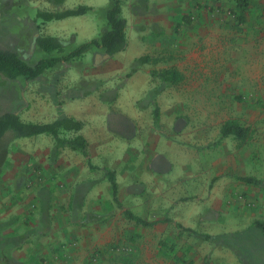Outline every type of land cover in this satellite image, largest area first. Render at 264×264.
Returning <instances> with one entry per match:
<instances>
[{
  "label": "rangeland",
  "instance_id": "rangeland-1",
  "mask_svg": "<svg viewBox=\"0 0 264 264\" xmlns=\"http://www.w3.org/2000/svg\"><path fill=\"white\" fill-rule=\"evenodd\" d=\"M201 5L202 1L190 0L187 10L175 9L173 20H168L176 24V32L182 30V40L174 41L173 47L168 46L163 57H152L167 58L164 64L179 73V79L174 83L163 84L160 78H153L151 89L138 101V106L139 102H152L149 104L151 109L158 106L156 123L154 111L150 109L140 112L144 117L141 124L137 122L129 128L111 124L110 118L101 122V129L95 128L94 124L85 126L90 141L87 158L67 146L55 147L53 137L47 134L36 140L31 136L12 139L11 133H5L1 143L7 146V153L0 172V200H5L9 194L4 186L6 182H11V193L16 192L17 196L24 192L28 195L32 188L33 200L22 211L18 207L16 211L15 202L5 209L0 208L8 215L6 220H17L8 223L0 220L2 236L17 234L34 225L39 230L44 209L49 208L52 218L67 212L72 198L68 188L75 182L74 176H78L76 173L80 169L85 172L80 174L81 180L77 177V182H87L98 188L97 195L89 196L87 205L89 212L96 213L99 232H102L99 259L90 261L92 264H176L179 253L189 260L188 252L205 251L212 243L179 235V228L183 226L175 221L149 227L142 225L120 210L122 202L139 212L127 209L140 218L180 217L188 214L190 208L177 209L179 204H197L198 215L188 217L192 220L191 225H195L197 232L212 236L245 232L255 221L264 222V185L240 179H264V0H248L244 8L236 7L234 0H215L205 14L198 12ZM4 9L0 6V25L5 23L12 31L19 29L17 17L36 13V9L18 3V0L2 16ZM101 19L104 21L95 19L99 24L96 37L107 28L105 15ZM192 28L195 32L189 33ZM128 34L131 38L130 31ZM76 38L72 33L64 39L62 52L51 55L66 53L85 42ZM102 51L91 50L92 54ZM48 56L40 51L34 58L25 60L35 62ZM93 61V57L84 55L60 63L47 70L42 79L33 82L0 76V115L12 111L21 120L32 122L31 107L35 97H39L41 103H57V110L64 107L71 110L74 101L64 94L73 90L77 93L90 91L83 95H89L87 98L75 101L77 104L98 98L108 105V109L115 107L120 99L119 96L116 100L118 91L124 89L128 80L126 73L136 61L129 64L125 73H112L104 80L87 76L100 68ZM116 77L118 83L114 80ZM112 82L116 85H111ZM164 89L166 91L162 92ZM111 97L113 99L105 100ZM174 100H179L178 105L171 103ZM130 101L127 97L121 98L126 114L131 113V108L127 109L129 106L125 105ZM79 107L76 111L81 110ZM227 123L244 128V136H222ZM98 131L101 133H96ZM75 133L69 132L65 136L73 138ZM35 147L49 150V155L36 160ZM68 165L74 179L70 183L64 175ZM104 170L115 174L117 202L112 200ZM35 173L38 174V191ZM216 183L222 188L218 200L212 201L210 186ZM158 204L161 208L164 204L172 205L170 210L161 212L155 206ZM251 240L254 244L252 237H245L240 242L243 246H252L253 252L264 258V252L259 253L250 244ZM8 243L3 251L19 258L21 246L10 249ZM25 257L24 264H51L45 253ZM220 258L225 260L222 254ZM195 261L191 258L188 263ZM212 261L209 255L207 261L202 259V264Z\"/></svg>",
  "mask_w": 264,
  "mask_h": 264
},
{
  "label": "crops",
  "instance_id": "crops-1",
  "mask_svg": "<svg viewBox=\"0 0 264 264\" xmlns=\"http://www.w3.org/2000/svg\"><path fill=\"white\" fill-rule=\"evenodd\" d=\"M56 1L57 0H18V3L23 2L27 6L36 9V13L32 15L26 14L22 15L21 17H17L16 19L19 22V29L17 28L14 31H12L11 28L8 29V26L5 23L1 24L0 48L13 50L18 53L21 58L24 59L34 58L37 52L42 51L36 43V39L39 36H52L64 41V39L68 38L72 33H75L77 36L76 39L86 41L95 38L98 35L96 33V30L99 24H97L95 19L97 17L100 21H104V19H101V17L102 15H105V10L109 6L110 0ZM199 1H202V5L199 7L198 12H202L204 14L208 13L209 6L213 5L215 2V0ZM189 2L190 0H121V13L122 16L126 19V47L124 48V50L113 55L109 54V56H106V52L103 51L93 52L92 54L90 50L85 53L86 58H88L89 56L93 57V64H98V66H100L98 72L90 73V75L87 76L95 80H104V77H107L109 74L114 73L113 75H118L119 73H125L128 70L129 64L136 61V59L142 55H147L149 58L144 63L138 64L137 70L130 75H127L130 70L126 73V76H128V80L124 85V89L118 91L119 93L118 96H116V100L119 98V96L120 99H118L117 105L115 107L108 109V105L102 102L100 99L99 101L98 98H95V101L93 102L87 101L85 99L84 102H79L77 104L75 101L80 99L84 100V98H87V96H89L87 95L83 97V93H80V95H75V97L69 99L70 101H74L71 105V110H67V108L65 107L61 109L65 115L82 123L80 130L75 134H81L84 136L87 142V148H89L90 146V141L87 136L88 133L85 129L87 127L85 126L89 124H94L95 128L96 126H99V129H101V122L106 118H110L111 124L113 125L116 124V121L120 123H127L128 127L135 125L137 122L138 125L141 124V120H143L144 117L142 114H140V112L150 111L151 108L149 104L152 102H139L138 106V101L142 100V97H144L151 89L152 79L155 77L160 78L158 75L160 71L170 69L164 64L167 58L152 57H163L164 51L168 46L173 47L174 41L176 42L177 40H182V30L180 29L179 32H176V29L174 28L176 24L171 23L168 19L173 20V15L175 16L176 14V8H178V10L181 12L183 11V9H188L187 6L189 5ZM14 3H16V0H10L6 3L5 1L0 0V6L5 8L2 16L6 15L7 12H5V10ZM79 5L89 6L92 8V10L81 15L67 16L60 19L51 20H44L38 15V12H61L67 9L75 8ZM128 31H130L131 38H129ZM191 32H195L194 28L189 31V33ZM190 37H193V35L190 34ZM132 39L134 40V42H132ZM132 48L135 49L133 50ZM42 77H40V79H42ZM114 80L116 81V83H118L117 81H119L117 77L114 78ZM161 82L163 84H166L162 80ZM111 85L116 84L115 82H112ZM165 91L166 89L162 90V92ZM91 95H93V93ZM121 96L127 97L131 100L129 103H125V105L129 106L127 109L131 108L130 114H126L123 112L124 109L122 108L124 106H122L121 104ZM64 97H67L66 92L64 94ZM34 99L36 101L32 104L31 107V109L33 110L31 121L33 123H49L58 118V114H56V111H54L56 109V105L54 103H41L39 101V97H35ZM178 101L179 100H174L171 103L176 106L178 105ZM77 106H80V111H76V109H78ZM104 107L106 108V110L104 109ZM157 107L158 106L154 105L151 110H154V108ZM52 111H54L55 115L52 114ZM96 133L99 134L101 132L98 131ZM43 134L47 133H42L31 137L37 138L36 140H39L40 136ZM36 147L34 152V155H36V160H38L40 157L42 158L43 155H49V150L44 151V149ZM71 151L74 152V150ZM84 156L86 158L88 157V155ZM67 167L68 170H65L64 172L66 181L70 183V180H74L76 178L75 182L70 184V187L68 188L72 191V198L69 201L68 211L63 212L58 217L54 216V218H52V216L50 217L49 214V208L47 210L44 209V220L42 218V224H40L39 230H36L34 225L32 228L29 227L17 233L25 234L27 236L18 246L15 247L17 248L21 246L19 248L20 250H18V253L20 255L19 258H15L16 260L20 261V264H24V259L26 258L25 255L34 253L47 254L49 261H51V264H92L90 261H97L99 259L98 246H100V242H102V240H99V236L102 234V232H99L100 225L99 221L95 217L96 213L89 212L90 209H88L87 206L89 196L91 197V195L93 194L97 195L98 188H96L92 184H87V182H77V177L81 180L80 174L84 173L85 169H80L76 173V175L78 176H74L73 179V174H71L72 169L69 168V165ZM33 175H36L35 184L36 191H38V174L35 173ZM104 179H106L105 175ZM4 186L6 188V191H9V194L6 196L5 200H0V208L2 207L5 209L15 202L14 204L16 206V211H18V208L19 211H22V209L24 210V207H26L33 200L31 198L33 195L31 192L32 188H30V193L28 195H26V192H24L23 194H21V197V195L17 196L18 193L16 192L14 194L11 193V182H6ZM44 188L46 187H43L42 189ZM210 188L212 201H217L219 197L218 192L221 190L222 186L219 183H216L210 186ZM117 195L119 197V190ZM111 196L113 198L112 200L114 202H117L115 198L116 194L113 195L111 192ZM171 205L172 204H164L163 208H161L159 204L155 206L160 209L161 212H166L168 208L170 210ZM120 207V210L124 211V213L128 210L137 212L129 205L123 204V202L122 206ZM182 207H189L190 212L188 214H184L183 216L174 218L170 217L169 215H164L159 218H142L146 221L152 222V224L150 225H155L157 223H170L174 221L181 223L183 228H179L180 230L178 231V234L190 238L195 237L189 235L183 229L191 228L197 231L195 225H191L192 220L188 217L192 218V215H198V206L197 204H193V206H189L188 204H179L177 209ZM2 210L3 209H0V220H4L6 223L10 220L5 219L8 217V215ZM95 211H97L96 208ZM165 218H169L170 221H165ZM12 221L16 222L17 220L13 218L10 222ZM150 225L145 226L149 227ZM203 242L207 243L208 241L204 240ZM207 248L208 249L205 251H201L198 249L197 252H193L192 250L188 252L190 253L191 258H194L196 260L195 263H188L191 258L189 260H185V258H183L182 252L179 253L177 256L178 260L176 261V264H202V259L207 261L209 255L211 257V260H214L211 262V264H242L231 250L224 248L223 246H218L217 244L211 243L207 246ZM220 254H222V256L225 258L224 261L221 260ZM117 263L119 264V262Z\"/></svg>",
  "mask_w": 264,
  "mask_h": 264
},
{
  "label": "trees",
  "instance_id": "trees-1",
  "mask_svg": "<svg viewBox=\"0 0 264 264\" xmlns=\"http://www.w3.org/2000/svg\"><path fill=\"white\" fill-rule=\"evenodd\" d=\"M63 0H57L61 2ZM236 7L244 8L248 5V0H234ZM89 6L79 5L75 8L67 9L64 11L56 12H38V15L44 20L60 19L67 16H75L85 14L91 11ZM105 22L107 28L100 33L98 37L87 40L76 47L70 49L63 54L51 55L54 52H62L65 42L57 37L52 36H39L36 39L38 47L48 53V57H43L35 62H30L21 58L18 53L13 50L0 48V76H4L11 80L18 78L23 79L25 82H33L40 79L47 70L56 67L60 63L69 62L75 58H81L88 51L93 48L103 50L110 55L124 50L126 47V19L121 13V0H110L108 8L105 10ZM148 56H140L136 59V64L130 69L127 75H130L137 70V65L144 63L148 60ZM160 79L164 83H174L179 79V73L175 69L162 70L158 73ZM90 93V91L83 92V95ZM75 95H80L77 91H69L66 93L67 97L73 98ZM105 98V100H111ZM58 104L56 103V107ZM154 121L158 118V108H154ZM82 123L71 117L65 115L58 109V118L49 123H33L23 121L15 112H5L0 115V172L1 166L6 160L7 146H4L2 138L5 133H11L12 139L19 137H30L42 133L51 135L55 142V147L67 146L71 150L79 151L83 155H87V142L83 135L77 134L73 138H67L65 135L69 132H77L80 130ZM245 129L236 124H225L221 132L222 136L234 135L237 138L244 136ZM104 175L110 184L112 194L115 195L117 191V184L115 174L111 170H105ZM247 183L254 185H264V179L254 177L241 178ZM126 215L143 225H150L152 222L146 221L140 217L133 215L130 211L125 212ZM165 221H170L165 218ZM8 223V222H6ZM10 223V222H9ZM46 226V224H45ZM44 226V228H45ZM189 235L198 237L199 239L210 241L217 245H223L232 250L236 258L242 264H264V258H260L253 252L252 246H243L241 240L245 237H252L251 245H254L259 253L264 252V222L255 221L249 230L243 232H236L229 235L212 236L207 233H199L191 228H184ZM27 236L25 234H13L11 236H2L0 234V264H20V261L8 255L3 251V247L8 243L10 249L18 246Z\"/></svg>",
  "mask_w": 264,
  "mask_h": 264
},
{
  "label": "flooded vegetation",
  "instance_id": "flooded-vegetation-1",
  "mask_svg": "<svg viewBox=\"0 0 264 264\" xmlns=\"http://www.w3.org/2000/svg\"><path fill=\"white\" fill-rule=\"evenodd\" d=\"M115 123H116V125H117L118 127H126V128L128 127V126H127L128 124H127V123H124V122L120 123V122L117 121V122H115ZM128 128H129V127H128Z\"/></svg>",
  "mask_w": 264,
  "mask_h": 264
},
{
  "label": "water",
  "instance_id": "water-1",
  "mask_svg": "<svg viewBox=\"0 0 264 264\" xmlns=\"http://www.w3.org/2000/svg\"><path fill=\"white\" fill-rule=\"evenodd\" d=\"M105 55H106V56H109V54H108V53H105Z\"/></svg>",
  "mask_w": 264,
  "mask_h": 264
}]
</instances>
